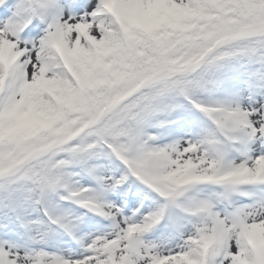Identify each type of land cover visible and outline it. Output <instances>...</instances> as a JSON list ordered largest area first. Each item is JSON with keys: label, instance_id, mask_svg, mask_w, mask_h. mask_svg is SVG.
I'll use <instances>...</instances> for the list:
<instances>
[{"label": "snow or ice", "instance_id": "snow-or-ice-1", "mask_svg": "<svg viewBox=\"0 0 264 264\" xmlns=\"http://www.w3.org/2000/svg\"><path fill=\"white\" fill-rule=\"evenodd\" d=\"M0 264H264V0H0Z\"/></svg>", "mask_w": 264, "mask_h": 264}]
</instances>
